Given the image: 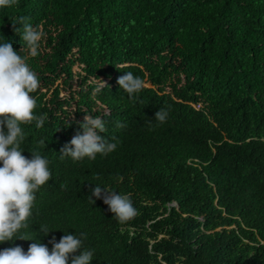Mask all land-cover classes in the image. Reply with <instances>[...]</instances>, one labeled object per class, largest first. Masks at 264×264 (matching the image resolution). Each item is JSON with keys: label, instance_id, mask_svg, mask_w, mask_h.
I'll use <instances>...</instances> for the list:
<instances>
[{"label": "trees", "instance_id": "obj_1", "mask_svg": "<svg viewBox=\"0 0 264 264\" xmlns=\"http://www.w3.org/2000/svg\"><path fill=\"white\" fill-rule=\"evenodd\" d=\"M21 15L45 34L28 63L47 119L21 125L20 147L49 160L51 179L17 235L51 249L86 233L90 264H264V0H18L0 8V43L28 56ZM128 71L144 80L131 98L117 83ZM85 113L117 147L62 159ZM95 185L128 195L136 215L119 223Z\"/></svg>", "mask_w": 264, "mask_h": 264}, {"label": "clouds", "instance_id": "obj_2", "mask_svg": "<svg viewBox=\"0 0 264 264\" xmlns=\"http://www.w3.org/2000/svg\"><path fill=\"white\" fill-rule=\"evenodd\" d=\"M18 0H0V8H12ZM29 17L18 16L13 23L14 31L21 36L28 49V56H21L12 43L6 40L0 43V243L16 239L31 240L27 251L20 245L0 250V264H90L93 250L82 247L86 233L65 234L57 242L55 237L47 244L41 243L26 234L17 235L21 229L29 227L28 220L36 201V192L51 179L49 160L39 151L32 150L31 158L23 155L20 145L25 139L22 124L35 121L42 127L47 119L44 115H36L37 100L32 95L40 87L36 72L28 63L29 57L39 55L40 42L44 32L29 22ZM19 24L21 27H16ZM102 80V79H101ZM103 83L97 84L94 92H99ZM120 89L129 97L140 92L144 80L131 71L124 72L117 78ZM108 113L103 114L107 115ZM167 111L160 108L154 118L164 123ZM81 131H77L71 140L60 149L61 158L71 157L79 161L87 157L95 159L97 154L107 155L117 147L99 133H104L105 120L101 116L85 113L83 121L78 122ZM118 128L125 125L117 122ZM6 128V131H5ZM46 147V144L42 141ZM91 198L102 199L109 211L119 223H125L136 215V208L128 195H121L100 185L91 189ZM95 203V200H93ZM47 235L51 230L41 226ZM79 252V254H77Z\"/></svg>", "mask_w": 264, "mask_h": 264}]
</instances>
